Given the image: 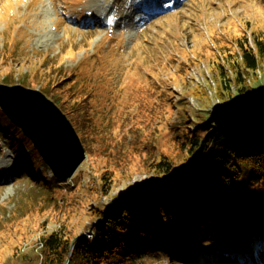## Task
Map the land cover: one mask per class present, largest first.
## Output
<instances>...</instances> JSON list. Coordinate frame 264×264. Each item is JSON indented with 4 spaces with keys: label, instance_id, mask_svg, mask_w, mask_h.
Wrapping results in <instances>:
<instances>
[{
    "label": "rangeland",
    "instance_id": "1",
    "mask_svg": "<svg viewBox=\"0 0 264 264\" xmlns=\"http://www.w3.org/2000/svg\"><path fill=\"white\" fill-rule=\"evenodd\" d=\"M11 1L0 0V84H12L5 80L12 75L18 81L13 85L40 90L57 103L53 93L44 89L61 80L67 85L76 84L80 88L77 93L83 96L85 82L73 76L78 64L101 51L100 43L108 45L112 40L118 48L122 42L119 57L107 58L109 67L113 68H107V73L111 71L116 80H122L124 87L114 91L117 96L108 101L106 110L112 108L106 117L93 108L77 116L80 125L87 128V134L80 135L88 155L74 177L63 185L56 187L59 178L44 163L22 129L6 114L7 118L0 117V128L6 132L0 133V168L4 170L0 172V264H38V254L50 233L62 230L71 239L73 249L74 240L81 235H87L81 239H92L91 225L97 222L96 212L118 211L122 204L130 207L146 203L138 198L134 202L132 198L145 194L148 189L153 190L148 195L152 194L159 187L156 173L142 165L151 153H136L124 164L116 161L115 165L107 163L106 168L100 152L112 153L113 143L105 144L101 150V139L110 135L112 125L129 99L143 102L141 115L149 113L145 105L149 104L147 92L152 78L173 91L170 95L175 107L170 121L179 119L181 106L177 103L181 102L182 95L189 92L196 95L190 97L191 104L186 108L194 128L195 109L206 106L214 110L221 104L214 97L219 83L215 71L218 62L225 61L226 74L233 76L235 70L228 66V58L241 59L235 39L245 32L253 43V32L264 33V0H145L141 5L137 3L140 0H85L81 4L77 0H14L12 16L8 18L4 6ZM146 9H155L158 13L147 18L150 14ZM196 50L206 52L205 58L191 65L183 75H175L182 62L197 55ZM123 61L131 67L120 70ZM101 66L96 60L87 66L90 76H94L91 87L102 79ZM252 73L249 70L244 77L256 96L264 100V65L261 63L256 73ZM133 89L138 94L130 95ZM102 91L103 88L100 92L104 94ZM201 93L207 95L198 96ZM155 101L157 98L153 95L152 102ZM10 138L16 141L15 154ZM134 138L129 135L126 142ZM147 138L148 135L144 139ZM158 140L159 151L173 152L171 138L158 136ZM20 149L28 156L23 166L19 163ZM105 172L107 180L104 181L101 177ZM42 179L48 180L47 184ZM47 187L53 189L49 194ZM67 187L73 190L69 192ZM263 231L253 238L252 247L232 246L233 264H256L255 250L259 251L258 243L264 241ZM224 258L217 264H224ZM135 259L137 264H184L182 260H173L169 251L162 256L152 254Z\"/></svg>",
    "mask_w": 264,
    "mask_h": 264
},
{
    "label": "trees",
    "instance_id": "2",
    "mask_svg": "<svg viewBox=\"0 0 264 264\" xmlns=\"http://www.w3.org/2000/svg\"><path fill=\"white\" fill-rule=\"evenodd\" d=\"M253 34V43L245 32L235 39L241 59L228 58V66L235 70L233 76L226 74L225 61L218 62L215 71L219 83L214 97L221 104L214 110L206 106L195 109L194 128L186 109L191 104L190 97L196 96L190 92L183 94L181 102L177 103L181 109L176 121H170L175 107L170 95L173 91L155 78L151 79L147 92V115H141L143 102L128 100L112 125L110 135L102 138L99 145L101 149L113 143L112 153L101 151L100 157L107 168V163L115 165L121 161L124 164L136 153H151L142 165L156 173L159 187L152 194L148 195L153 192L148 189L145 194L132 198L134 202L138 199L146 202L143 205L122 204L118 211L96 212L97 222L91 225L92 239H80L73 249L71 239L62 230L50 233L44 239L42 253L45 257L40 264H137V256H149L155 251H169L172 258L177 255L192 263H207L209 256L215 260L216 255H222L212 247L231 243L244 246L261 234L264 228V100L256 96L244 74L256 70L261 63L264 65V33ZM205 56L206 52L199 50L194 58L190 56L188 62H182L175 75H183L186 69L188 72L191 65ZM81 75L73 72L77 78ZM5 80L12 84L18 82L12 75ZM54 82L44 90L53 93L82 135L87 134V128L80 125L77 116L85 115L92 108L98 114L99 90L103 88L107 102L117 96L114 91L124 87L122 80L117 83L114 79H101L96 87H91V81L86 80L82 96L73 82L68 85L61 80ZM199 86L205 88L202 84ZM136 94L133 89L130 95ZM153 95L157 98L155 102H152ZM110 112L101 115L105 117ZM1 116L7 118L0 108ZM125 125L129 127L124 129ZM3 132L0 128V133ZM129 135L135 138L126 142ZM146 135L148 138L144 139ZM158 136L171 138L174 144L171 154L159 151ZM14 143L16 141L11 139L13 148ZM23 153L25 151L20 149L19 156L25 165L28 156ZM101 178L107 180V172ZM59 182L56 180V187ZM68 190L71 192L73 188ZM52 191L47 187L46 192Z\"/></svg>",
    "mask_w": 264,
    "mask_h": 264
},
{
    "label": "water",
    "instance_id": "3",
    "mask_svg": "<svg viewBox=\"0 0 264 264\" xmlns=\"http://www.w3.org/2000/svg\"><path fill=\"white\" fill-rule=\"evenodd\" d=\"M256 70H252V75ZM246 80L248 81L247 78ZM18 89L25 92L22 95L15 94ZM0 106L32 139L59 178L70 177L84 160L85 149L73 124L62 109L42 91L26 88L21 84H0ZM86 236L84 234L80 237ZM79 239L76 238L73 244Z\"/></svg>",
    "mask_w": 264,
    "mask_h": 264
},
{
    "label": "bare ground",
    "instance_id": "4",
    "mask_svg": "<svg viewBox=\"0 0 264 264\" xmlns=\"http://www.w3.org/2000/svg\"><path fill=\"white\" fill-rule=\"evenodd\" d=\"M225 33H228V31L226 30Z\"/></svg>",
    "mask_w": 264,
    "mask_h": 264
}]
</instances>
